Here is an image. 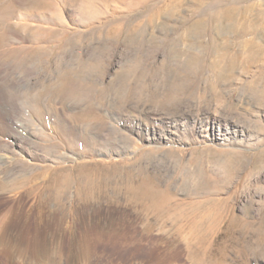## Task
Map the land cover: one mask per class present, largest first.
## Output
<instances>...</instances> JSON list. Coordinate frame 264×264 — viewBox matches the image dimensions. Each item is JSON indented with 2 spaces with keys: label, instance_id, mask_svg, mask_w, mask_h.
Instances as JSON below:
<instances>
[{
  "label": "rangeland",
  "instance_id": "1",
  "mask_svg": "<svg viewBox=\"0 0 264 264\" xmlns=\"http://www.w3.org/2000/svg\"><path fill=\"white\" fill-rule=\"evenodd\" d=\"M0 94V264H264V0H0Z\"/></svg>",
  "mask_w": 264,
  "mask_h": 264
},
{
  "label": "bare ground",
  "instance_id": "2",
  "mask_svg": "<svg viewBox=\"0 0 264 264\" xmlns=\"http://www.w3.org/2000/svg\"><path fill=\"white\" fill-rule=\"evenodd\" d=\"M230 21V20H229ZM232 23V22H231ZM243 24V23H242ZM238 25V24H237ZM5 83V82H4ZM2 88V87H1ZM16 88V87H15ZM1 95L2 94H0V102H2V98H1ZM3 97V96H2ZM8 104V103H7ZM1 107V106H0ZM199 123V124H198ZM197 124L198 125H201L202 124V122H198ZM213 126H211V132L213 133V132H215V128H214V126L216 125V124H212ZM140 185H142V184H140ZM140 187H142V186H140ZM144 188L146 189H148V187L147 186H144ZM136 189H137V187H136ZM146 189V190H147ZM132 190H133V188H132ZM130 191H131V188H130ZM135 191V190H134ZM143 191H145V190H143ZM150 191V190H149ZM136 192V191H135ZM151 192V191H150ZM138 193V192H137ZM140 194V193H139ZM143 194H145V193H143ZM146 194H147V192H146ZM153 194V193H152ZM138 196V195H137ZM140 196H142L141 194H140ZM151 196V195H150ZM134 198V197H133ZM137 200H138V198H137ZM151 200V199H150ZM135 201V200H134ZM141 201V200H140ZM142 202V201H141ZM140 202V203H141ZM146 202V201H145ZM152 202V201H151ZM154 202H155V200H154ZM149 203V202H148ZM139 204V203H138ZM151 204V203H150ZM145 205V204H144ZM149 207V206H148ZM153 209V208H152ZM146 210V209H145ZM148 211V210H147ZM154 211V210H153ZM191 261H192V263H194V264H212L211 262H210V260H208V259H206V258H191L190 259Z\"/></svg>",
  "mask_w": 264,
  "mask_h": 264
}]
</instances>
